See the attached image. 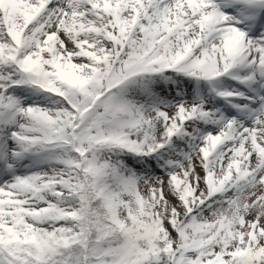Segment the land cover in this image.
<instances>
[{"label": "snow or ice", "instance_id": "6c2138e0", "mask_svg": "<svg viewBox=\"0 0 264 264\" xmlns=\"http://www.w3.org/2000/svg\"><path fill=\"white\" fill-rule=\"evenodd\" d=\"M0 264H264V0H0Z\"/></svg>", "mask_w": 264, "mask_h": 264}]
</instances>
